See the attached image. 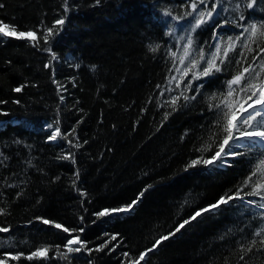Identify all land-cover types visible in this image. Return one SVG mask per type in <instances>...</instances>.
<instances>
[{
    "label": "trees",
    "instance_id": "1",
    "mask_svg": "<svg viewBox=\"0 0 264 264\" xmlns=\"http://www.w3.org/2000/svg\"><path fill=\"white\" fill-rule=\"evenodd\" d=\"M187 2L69 0L66 23L50 45L40 39L39 46L33 47L27 40L0 37V101H6L0 109L9 113L0 115V152L8 157L0 164V207L9 213L0 216V226L11 228L0 233V258L7 259L5 252H23L25 256L18 261L9 259V264H69L55 250L56 245L64 250L69 233L36 219L43 217L70 229L83 227L84 232L72 235H80L88 248L109 242L103 251L71 254V264H127L124 252L137 257L197 210L216 203L226 193L234 194L241 186L259 153L226 157L230 166L201 164L185 170L192 159L209 158L216 150L213 145L210 151H197L208 143L206 129L215 119L208 110V97L224 91L225 81L239 67L232 63L223 73L193 81L194 85L204 84L198 94L185 91L187 80L179 88L170 86L176 68L183 67L179 56L191 17L177 22L163 11L182 14ZM236 2L224 0L222 6L229 11L193 34L206 59L211 58L216 44L223 50L228 38L236 36L241 41L230 56L243 62L256 55L242 46L248 35L243 27L223 24L224 19L238 20V13L232 11ZM0 3L4 4L0 20L18 30H37L38 37L65 14L63 0ZM241 5L247 19L239 24L246 27L251 21L264 20V0H258L253 10L243 9V0ZM170 29H174L173 35L166 36ZM181 36L185 39L180 40ZM157 43L161 49L149 51V45ZM47 46L57 59L52 60L51 53L43 50ZM169 49L176 52V68ZM193 58H198L197 52ZM20 86H24L22 91L15 92ZM182 91L196 99L185 105L181 97L178 110L173 111L166 101ZM165 112L171 113L166 121ZM57 121L67 139L48 141ZM69 153L74 154L75 163L61 158ZM142 191L144 195L131 212L94 215L104 208L129 204ZM18 193L22 195L18 197ZM248 199L258 200L245 197ZM239 203L222 205L185 225L149 254L147 264H242L236 241L247 237L251 228L243 234L235 230L246 223L255 227L261 221L258 215L250 217L252 209L239 207ZM241 212L245 214L241 216ZM229 228L234 233L221 240ZM113 235L116 240H111ZM42 246H52L47 258H26ZM248 264H264V256L253 255Z\"/></svg>",
    "mask_w": 264,
    "mask_h": 264
},
{
    "label": "snow or ice",
    "instance_id": "2",
    "mask_svg": "<svg viewBox=\"0 0 264 264\" xmlns=\"http://www.w3.org/2000/svg\"><path fill=\"white\" fill-rule=\"evenodd\" d=\"M97 4L100 0H95ZM224 0H188L186 5L182 7L185 8L182 14L173 15L172 11L165 9L163 15L170 17L173 21H182L186 18L191 17L189 22V27L187 29V41L183 46V54L179 56V64L182 68H176L175 59L176 52L169 49V55L173 58V67L176 68L177 72H180L179 82L176 87L179 88L181 83H184L185 91H194L199 93L204 87V84L194 85L193 81H199L202 78L213 77L217 73H223L228 70V66L232 63L239 65L237 70L231 75V78L225 81V90L219 93H212L209 95L208 100V110L213 112L215 119L211 122L209 127L206 129L208 133V143L205 147L198 148L197 151L201 153L212 150L213 145L216 146V150L209 158H205L203 155L196 159H192L190 163L186 166L187 168L196 167L197 165H205L212 167H224L230 166L226 157H242L245 155L254 156V154L259 153L256 162L252 165L249 174L241 182V186L237 188L234 194L226 193L221 196L216 203L211 204L205 208L197 210L191 217L185 219L180 223L176 229L167 235H162L156 239L151 248L146 249L138 254L137 257L133 258L128 252H124L123 256L128 258L127 264H147L146 258L152 253L163 241L168 240L171 236L176 235L180 232L185 225H189L192 221H195L204 213H208L214 210H219L222 205H229L230 202L239 201V207L244 209L251 208L252 211L248 215L254 218L256 215L259 216L260 223L253 227L250 224H245L244 227L238 228L235 231L243 234L246 228H251V232L247 237L242 236L240 240L236 241V250L239 252L238 261L242 264H248V260L252 258L253 255L264 256V20L259 22L251 21L247 26H243L238 23V21L246 20L247 17L242 10L241 0H237L233 12L238 13V20L229 21L228 19L223 20V24L227 25L229 23H234L238 27H243V31L247 33V38L245 42H242V46L247 49L248 53H256L251 57V61L247 57L244 61L235 60L230 53L236 51V43L241 41L240 36H236L235 39L232 37L228 38L227 44L221 50V46L216 44L215 52L212 54L211 58L206 59L203 49H198L196 47V41L194 39V33L202 26L208 24L209 22L219 17L221 12H228L229 8L222 6ZM258 4V0H243V9L253 10ZM4 4L0 3V8H3ZM64 15L56 19L53 25L46 27L40 37L37 35V30H18V26L6 23L0 20V37H11L15 39L27 40L32 44L33 47L39 46V40L42 39L45 45H50V40L55 36L59 35L63 30V26L66 23L67 13L71 11L69 0H63ZM59 26V27H57ZM174 29H170L165 32L166 36H172ZM214 33V37H215ZM180 40H184L185 37H179ZM251 45H256V48L251 47ZM159 43L155 45H149V51L156 53L161 49ZM51 53L52 60L57 59L56 54L52 52L50 46L43 49ZM193 52L198 53V58H193ZM239 55L244 56V53H239ZM259 60V63H257ZM204 65L201 68V62ZM49 67V65H45ZM95 70V65L92 66ZM198 69V71H196ZM191 73V79H187ZM178 78L173 76L169 80L171 83L173 80ZM56 82L55 80L53 81ZM24 86H20L14 89L15 92H21ZM159 88L160 85H157ZM172 91L171 88L168 89ZM163 95V93H161ZM183 98L185 105L190 101L196 99V95L188 96L185 92H180L179 95L172 96L169 101H166L168 106L172 108L173 111L178 110L179 101ZM61 101L64 97H60ZM6 101H0V104H5ZM19 103V101H16ZM164 105H160L163 107ZM171 113L165 112L164 120L166 121ZM0 115L7 116L9 113L0 109ZM3 122H0L2 124ZM163 126V125H161ZM48 128H52L53 125H47ZM159 130V129H158ZM74 131V130H73ZM187 135V132L185 133ZM58 138L67 139V135L62 133L59 127V122L57 121V126L54 128L52 133L47 137L48 141H56ZM183 139V137L181 138ZM15 143H22L20 140L14 141ZM71 144V141H69ZM87 143V141H84ZM82 146V145H74ZM0 164L8 157L0 152ZM62 159H71L73 163L74 154L69 153L67 156L61 157ZM77 178L79 173H76ZM75 184V181L73 182ZM9 187H15V184H9ZM148 187H151L149 185ZM245 189H249L245 191ZM144 191H147L145 189ZM243 193V194H242ZM82 195H87L86 193H81ZM22 193H18L19 197ZM144 195L142 191L136 199L131 201V203L123 205L117 208H104L101 211L94 213L97 217H107L114 213H128L131 212L134 206L138 203L140 198ZM245 197H257L258 200L248 199ZM259 209V213L255 210ZM9 214L5 208L0 207V216ZM245 213L241 212L240 215L243 216ZM36 219L41 220L45 225H53L57 229H62L63 232L69 233V237L66 243L63 245V251H61V246L56 245L55 250L57 256L64 260L69 261L71 264V254L80 253L81 251H86L89 255L93 251H103L107 247L109 242L99 245L95 249L88 248V242L81 239V236L72 233H82L84 228L79 229L68 228L63 224L55 223L50 219H45L43 217H37ZM83 222V217H81ZM11 231L10 226H0V233H8ZM234 229L229 228L226 232L220 236L221 240H224L226 236L233 234ZM116 235L111 237V240H116ZM7 243V241H5ZM260 245L257 247V245ZM14 246V245H10ZM52 246H42L31 251L27 255L28 260L34 258H47L48 253ZM114 250V249H113ZM4 257L0 258V264H9V259L12 261H18L21 257L25 256L23 252H5ZM88 264H92L89 261ZM227 264V261H226Z\"/></svg>",
    "mask_w": 264,
    "mask_h": 264
},
{
    "label": "rangeland",
    "instance_id": "3",
    "mask_svg": "<svg viewBox=\"0 0 264 264\" xmlns=\"http://www.w3.org/2000/svg\"><path fill=\"white\" fill-rule=\"evenodd\" d=\"M178 79L177 80H173L171 82V85L170 86H176V84L179 82V77H180V72L177 73V76H176Z\"/></svg>",
    "mask_w": 264,
    "mask_h": 264
},
{
    "label": "water",
    "instance_id": "4",
    "mask_svg": "<svg viewBox=\"0 0 264 264\" xmlns=\"http://www.w3.org/2000/svg\"><path fill=\"white\" fill-rule=\"evenodd\" d=\"M124 214V213H123Z\"/></svg>",
    "mask_w": 264,
    "mask_h": 264
}]
</instances>
